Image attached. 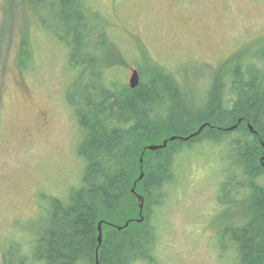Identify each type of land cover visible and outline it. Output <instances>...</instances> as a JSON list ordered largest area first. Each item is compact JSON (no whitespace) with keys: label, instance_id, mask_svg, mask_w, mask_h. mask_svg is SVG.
<instances>
[{"label":"trees","instance_id":"1","mask_svg":"<svg viewBox=\"0 0 264 264\" xmlns=\"http://www.w3.org/2000/svg\"><path fill=\"white\" fill-rule=\"evenodd\" d=\"M23 2L49 11L56 25L46 32L66 50L65 97L80 132L75 153L82 170L63 198L41 195L38 228L25 246L4 243L2 263L159 264L156 209L176 178L177 158L208 146L221 164L218 205L241 208L240 223L217 232L220 249H231L237 264H264V44L238 49L212 68L201 100L152 66L137 70L139 83L131 89L95 64L104 35L92 26L84 0ZM24 46L16 57L20 70L29 62ZM163 142L164 148L147 150Z\"/></svg>","mask_w":264,"mask_h":264},{"label":"rangeland","instance_id":"2","mask_svg":"<svg viewBox=\"0 0 264 264\" xmlns=\"http://www.w3.org/2000/svg\"><path fill=\"white\" fill-rule=\"evenodd\" d=\"M84 1L104 35L95 64L125 85L131 70L152 66L201 100L212 68L238 49L264 44V0ZM37 6L0 0V264L4 243L31 240L43 219L41 195L63 198L82 170L80 132L65 97L66 50L46 32L56 25L49 11ZM22 46L29 53L24 70L16 66ZM220 166L218 150L208 146L177 158L176 178L156 209L159 264H237L218 243L217 232L241 216L239 206L217 203Z\"/></svg>","mask_w":264,"mask_h":264},{"label":"water","instance_id":"3","mask_svg":"<svg viewBox=\"0 0 264 264\" xmlns=\"http://www.w3.org/2000/svg\"><path fill=\"white\" fill-rule=\"evenodd\" d=\"M138 83H139L138 72L136 70H132L131 76L129 78L128 86H129V88L133 89V88H135L138 85ZM202 128H203V126H201L200 129L195 134H193L192 136L197 135L201 131ZM175 138L176 137L170 138V141L174 140ZM165 146H166V142H163V144L161 146L160 145L159 146H148L147 150L148 151H154V150H157L159 148H164ZM140 162H141V159H140ZM141 177H142V174L140 175V178ZM132 192H134L133 189H132ZM142 207H143V203L141 201L140 204H139V209L141 210ZM126 225L127 224H125L124 227H126ZM100 228H101V223L98 224V236H97L98 243H100V238H101Z\"/></svg>","mask_w":264,"mask_h":264}]
</instances>
